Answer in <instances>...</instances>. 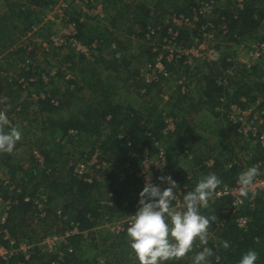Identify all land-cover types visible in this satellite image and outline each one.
Listing matches in <instances>:
<instances>
[{
    "label": "trees",
    "instance_id": "1",
    "mask_svg": "<svg viewBox=\"0 0 264 264\" xmlns=\"http://www.w3.org/2000/svg\"><path fill=\"white\" fill-rule=\"evenodd\" d=\"M56 1L5 0L6 12L0 15V54L12 48L31 27L37 25L40 12ZM103 1L106 5L105 9L108 6L113 8L115 12L113 18L116 23L121 18H128V16L131 18L132 16L126 29L128 36L134 33V27L141 28L142 31L145 29L149 10L143 1L132 6H128L129 4L120 0ZM214 1L217 4L216 17H200L196 27H181L177 36L180 43L190 46L193 41L192 37L204 25L211 23L216 30L215 37L219 40L214 47L218 53L217 57L208 63L196 60L193 64L186 65V68H191L190 71H194L195 74L192 75H194L196 83L199 84V96L196 102L188 97V93L182 92L181 84L175 87L177 97L169 96L161 106L148 107L144 112H139L129 103L116 102L113 85L110 86L109 81L102 79L100 73L108 72L109 75L105 78L113 79L114 77L117 81L120 71L128 70V67L131 66L132 57L129 59L126 56L124 52L126 48L120 39L115 43L116 51L110 52V57L102 54L103 47H105L104 41L100 46L96 45L95 50L99 53L91 62L85 61L82 55H78L76 62L73 53L69 54L68 52L62 56L60 65L52 77L49 76L51 68L46 70V67H42L40 64L36 65L39 75L34 82H31L29 74L19 67L18 76L9 74V77L4 78L7 86H14V90L7 89V87L2 88V76L0 75V90L7 89L8 91L5 97H10V95L13 98L18 97L17 91H22L20 85L17 86L18 78H23L27 83L26 89L29 88V91L26 92L29 97L27 103L18 104V99L12 100V96L10 97L11 105L7 104L12 108L7 115L11 117L10 114L14 113L21 123L25 121L27 125L38 126L39 131L48 135L54 143L53 148L46 149L44 146L45 135L39 137V141L36 140L32 143L34 148L30 151L26 161L24 163L16 162V166L12 164L11 154L0 153L2 154L0 184L3 182L1 178H4L9 181V184L14 185L15 189H19V192H16V190H9V187L2 188L0 186V197L5 201L10 200L12 203L4 225L12 238L17 239L19 233H23L22 239L26 238L34 243L40 240L35 239L34 241L33 238L25 234L26 223H28L25 217L29 216L30 218L31 213L34 212L33 200L42 195L46 196L48 206L47 216L39 220L42 221L41 224L47 225L48 231L44 232V235L52 232L61 233L67 228V225L57 218L58 210L70 220L80 223L81 230H91L96 227L105 215L109 216L110 220L108 219V221L134 215L139 206V193L143 188L134 177L133 172L139 167L144 152L151 156L156 155L155 141L169 155L177 151L183 154L185 150L193 149L194 143L205 140V136L196 134L194 130L196 124H193V117L200 109L206 110L213 118H219L222 116L216 111L217 108L227 109L228 105L238 103L242 97L246 98L250 104L260 101V106H264V57L247 68L244 64L237 62L235 58H231V54L222 52L223 49H229L231 46L238 48L245 44L248 47L256 42H264V0H242V8H239L236 0H229L230 5L226 8H218V0ZM190 2L191 0H157L155 7L163 14L174 12L190 15V8L193 5V3L189 4ZM107 13L108 11H106V15H108ZM222 25L227 28V33L224 35L221 30ZM77 28V38L85 45L90 46L94 39L101 37L97 31L92 34L89 33V30L85 31L82 23H78ZM137 35L138 38H143L142 33ZM132 37L134 36L132 35ZM109 44L106 43V47ZM146 48L149 55L146 61H150L154 55L151 53L150 46ZM56 50L63 49H53L52 51L56 52ZM19 51L25 53L22 59L28 58L21 59V63H24L25 60L35 63L33 57L36 55L33 51L27 53L25 50L19 49L13 52L14 55ZM70 52L73 51L70 50ZM115 53H118V56L115 57ZM182 63L179 61L176 65L182 66ZM174 66L175 64L167 66L170 79L172 73L169 67ZM63 68L65 69L63 70ZM3 71L0 68V72ZM137 71L135 68L132 72L128 70L127 73L131 72L132 77L136 80ZM40 74H45L50 78L49 82L41 79ZM223 76L227 77V84L217 85V78ZM57 78L66 83L64 90L54 86ZM168 78H159L157 82H153L154 84L151 83L153 85L143 83L135 85H138L137 87L140 89L144 87L146 92L148 88L150 90L151 87L160 85V82ZM128 79L129 77H126L124 81ZM186 87L188 88V85ZM31 93H36V99H32ZM220 99H223V102ZM166 118L173 119L175 125V130L167 135L164 134ZM223 121L227 124L225 120ZM15 123V121L12 122L13 125H16ZM230 130L232 129L230 128ZM70 131L76 132L74 137L77 142L89 147L91 151L88 153H92L95 146L98 145L103 158L107 154L116 158L117 162L112 159L107 160L116 166V170L108 168L95 171V177L92 178L91 183L73 176L72 163L67 158V154L62 153L63 146L61 144L66 138L68 141L72 139ZM149 132L154 134V140L149 138ZM35 152L43 157V167L36 162ZM59 155H61L60 159L64 160L63 162L56 159L55 156ZM203 155H192V166L196 172L207 170L219 173L218 177L223 182L221 186L223 184L233 185L237 181L240 173L238 169L234 167H227V170L222 169L218 160L213 158L214 156ZM250 155L249 166L251 162L264 160V150L258 146H255ZM211 158L214 159L215 164L212 168L207 169L203 163ZM231 159L226 160V165ZM126 162L130 165L132 172H127L126 179L121 183L115 180L116 171L122 170V165ZM185 175L186 172L178 169L172 178L179 186L186 182L189 185V191H192L200 177L193 176L190 177V180L185 181ZM97 178H104V182L107 183L104 192H99L102 184L97 181ZM25 198H30L29 202H25ZM14 201L15 204H13ZM231 201L230 198L209 201V206L201 209V213L204 215L216 214L218 217L209 228V231L212 232L211 239L215 237L214 240L217 241L215 243L213 239L209 238L207 245L214 252V256L210 258L211 264H238L242 254L249 249H254L259 253L256 264H264V197L256 196L254 200L245 199L239 212L234 215L231 214V211L226 215L221 214V207L230 204ZM109 202L110 205H107ZM236 217L247 218L245 231L237 228ZM46 220L48 222H44ZM221 220L226 222L223 226L217 227L216 224ZM127 227L125 225L124 231L118 236H112L107 230L108 234L100 235L98 232L99 237L98 240L96 238V244L93 242L90 244V242L89 246L94 250L96 246H100V253L84 250L82 236L71 237L68 244L59 249V252L64 256V261L59 264H96L99 258H103L105 264H139L130 248ZM225 240L231 245L228 249L222 245V241ZM200 247L197 241L193 251L186 257L179 261H169L167 264H192V257L197 251L202 250ZM31 254L29 261H24L22 256L15 260H21L24 264H52L57 257L56 253H43L38 246L32 249Z\"/></svg>",
    "mask_w": 264,
    "mask_h": 264
},
{
    "label": "built area",
    "instance_id": "2",
    "mask_svg": "<svg viewBox=\"0 0 264 264\" xmlns=\"http://www.w3.org/2000/svg\"><path fill=\"white\" fill-rule=\"evenodd\" d=\"M124 1V0H120ZM239 4V8H242V0H236ZM195 4V5H194ZM76 8L80 13H88L91 17L97 20H102L106 18L105 8L103 0H57L54 4L49 5L45 9L44 16L42 19L44 21H50L53 23H61L68 17V12L72 8ZM190 15H185L182 13H170L165 15L162 20L157 21V16L159 13H149V24L146 26L144 40L147 45L151 47V53L154 55L152 60L145 62L142 67L138 70V77L141 79L142 83L145 85L156 82L159 78H168L169 72L167 70V65L172 62L184 61L186 59V64L190 65L192 63L191 59L193 53L199 54L196 58L204 60L205 62H210L213 58L218 56L216 49L213 47L214 38L216 30L214 25L207 23L202 27L196 35L192 37L193 41L190 46L184 45L177 40L178 31L181 27L194 28L198 23L200 17H216L217 4L214 0H197L193 3L190 8ZM81 23L79 18H71V22L67 21L65 29L61 34L56 35L51 34L47 37L46 41L40 43V46H36L35 40L31 38L32 35L36 33L35 26L31 27L26 35L29 41H23L14 45L15 52L19 49L25 50L27 53L34 52L36 56L40 53L47 54L51 53L53 49H71L78 55L84 56L88 60H94V55L96 46L85 45L81 43L78 38V28L77 24ZM222 34L227 33V28L225 25L221 26ZM32 31V32H31ZM160 37L159 43L156 44L155 41ZM154 40V41H153ZM153 41V42H152ZM212 44V45H211ZM23 46V47H22ZM243 45H241L242 47ZM247 47V46H246ZM112 51H116L114 45L111 46ZM89 53V54H88ZM247 60L241 61L247 68H250L256 61L264 57V42H256L248 45L247 50ZM192 55V56H191ZM206 55V56H205ZM118 53H115V57ZM28 59V58H24ZM22 59V60H24ZM35 59V57H33ZM92 60V61H93ZM190 60V61H189ZM31 61V60H30ZM25 60V62L20 63V68L24 70L25 73L29 74L31 82L37 80L39 72L37 66L31 61ZM65 68H63L64 70ZM55 73H49L52 77ZM40 78L44 79L45 82H49L50 78L45 76V74H40ZM10 81V80H9ZM227 77L217 78V85H226ZM20 85L22 91H26L27 83L23 78H18L17 86ZM145 89L141 91L144 93ZM183 92V91H182ZM43 97V96H40ZM35 98V97H34ZM33 98V99H34ZM36 99V98H35ZM223 102V99H220ZM248 100L244 97L239 99L238 103H232L227 106V109L223 107L217 108L216 111L221 114L223 120L227 122L229 127L239 136L242 140L250 142L254 146H258L261 150H264V106H260V101L255 103H248ZM175 130L174 121L171 118L165 119V129L164 134H170ZM76 132L70 131V135H74ZM150 139L154 140L155 136L152 133H148ZM130 145V143H128ZM155 146L157 148L156 155H149L147 152L143 153L139 167L133 172L134 177L138 180L141 188L145 186L146 181L151 182L153 185L159 186L163 191L168 185L166 183L156 182L154 176L156 174L162 175L167 171L169 167L168 153L167 151L155 141ZM185 155H189V151H184ZM35 158L38 162L42 163V158L39 153H34ZM247 162V160H246ZM247 163V168L253 165L258 166L261 175L256 178L255 190L257 196L264 197V160H257L251 162L250 166ZM215 164L213 158L208 159L203 163L205 168L210 169ZM228 167H234L240 171V173L247 168L245 164L241 161V158H232L228 163ZM72 175L78 179H82L88 183L92 182V178L95 177V171H100L103 169L116 170V166L111 162L103 159V155L99 149H95L92 153L84 154L75 164H72ZM131 173L132 169L128 162L122 165V170H117L116 175L119 182H123L126 179V174ZM185 181L190 180L191 176L185 175ZM3 182L0 184L2 188L9 187V190L19 189L9 181L2 179ZM10 185V186H9ZM238 183L237 181L233 185L223 184L217 189L219 193L213 200H221L230 198L231 205L225 204L221 207V214H231L234 215L239 212L240 207L244 203V198L238 195ZM176 191L177 200L173 203H183V195L189 191V185L185 182L182 185H178ZM30 198H25V202H29ZM210 200V201H213ZM2 203V204H1ZM16 202L14 201L13 204ZM0 204L3 207V212L0 216V264H24L23 261H16L19 256L23 257L24 261H29L32 255V249L39 247L43 253L46 254H57L55 261L52 264H59L64 261V256L59 249L61 246H66L68 240L73 236H82L83 238L88 237L90 230H81L80 223L70 220L67 216L63 215L61 211H57L56 215L59 220H62L67 228L61 233H49L40 238L36 243L30 242L29 239L17 240L12 238L4 225L8 218V212L12 206L10 200L5 201L0 197ZM110 205V202L107 205ZM34 212L31 213L29 220L34 219H44L47 216V198L45 195L39 196L33 200ZM131 216L121 218L118 220L105 221L102 227L106 226L108 231L112 236H118L124 231V227L129 226ZM226 221L221 220L216 226H223ZM235 223L237 228L240 230L247 229V218L246 217H236ZM105 228V227H104ZM209 237H212V232L209 231ZM202 249V246L200 247ZM16 259V260H15ZM96 264H105L103 258L97 259Z\"/></svg>",
    "mask_w": 264,
    "mask_h": 264
},
{
    "label": "rangeland",
    "instance_id": "3",
    "mask_svg": "<svg viewBox=\"0 0 264 264\" xmlns=\"http://www.w3.org/2000/svg\"><path fill=\"white\" fill-rule=\"evenodd\" d=\"M142 1L147 5L149 13L150 12L152 13L154 12L155 14L159 13V15L157 16L158 22L162 20L165 15H167V14L160 13L158 9L155 7L157 0H124V2L127 5L129 4L128 6H132L135 3L137 4L138 2H142ZM196 1L197 0H191L189 4L195 3ZM229 5H230L229 0H218V8L219 7L226 8ZM106 11H108L107 13L108 15H106V18L102 20H97L96 18L91 17L90 14L88 13L84 14V13L78 12L77 9L74 7L71 9L70 12H68L69 15L66 18V20L57 24V23H53L50 21H44L42 17L44 16L45 10H42L40 14L38 15L39 23L37 25H34L36 29V33L32 35L31 38L35 40L34 44L36 46H40L39 44L46 41L49 35L51 34L56 35L57 33L61 34L63 30L65 29L66 22L67 21L71 22V18L77 17L79 18L80 22L84 24L83 29L85 31L88 32L89 30L90 31L89 33L91 34L97 31L99 32V34H101V37L98 39L97 38L94 39L91 45L94 44L95 46L96 45L100 46L101 42L104 41L105 47H103L102 54L105 55L106 57H110V52L112 51L111 46L114 45L116 47L115 43L117 42L118 39H120L122 44L126 48L124 51L126 56L129 59L132 57L131 66L128 67V70L129 71L131 70V72L135 68L139 70L142 67V65L145 62H147L146 60H148V56H149L146 47L150 45H147L144 40L145 38L144 34H145L146 29L142 31L141 28L134 27V33L128 36L126 34V29L128 28L127 25L131 22L130 19L132 18V16L131 18H129V16L128 18L126 17L121 18L116 23L113 18L115 16V12L113 11V8L108 6V8L105 9V13ZM5 12H6V2L5 0H0V15L4 14ZM169 14L170 13H168V15ZM149 23L150 22H149V14H148V21H147L146 26ZM140 33L143 34L142 36L143 38L137 37L138 36L137 34L140 35ZM132 35L134 37H132ZM22 40L29 41V39H27L26 34L20 38L18 44L22 43ZM159 40H160V37H158V40H156L155 43L158 44ZM218 41H219L218 38L215 37L213 47H215ZM106 43H110L108 47H106ZM242 45H243L242 47L240 45L238 48L237 46H231L229 47V49L226 48L227 50L222 48L223 49L222 52L231 54L232 55L231 58H235L237 62L239 61L241 63V61L247 60V54H246L247 45L245 44H242ZM15 50L16 49L13 45L12 48L0 54V68L4 70L2 72L4 74L0 72V75L2 76V88L7 87V89L12 88L14 90V86L12 87L7 86L4 78L9 77L10 76L9 74H12L13 76H18L19 74V71H20L19 67H20L21 59H22V56L25 55V53L22 51H19L18 54L14 55L15 53L13 52H15ZM70 50L71 49L56 50V52L52 51L48 55L40 53L38 56L35 57L34 64L35 65L40 64L42 67H46V70L51 68L50 72H52L53 74L56 72L58 66L60 65V61L63 58L62 56H65L68 52L69 54L73 53L72 54L74 56L73 58H75L76 62L78 61V54H76L74 50H72L73 52H70ZM98 53L99 52L95 50V52L92 53V55H94L95 57V56H98ZM192 55L191 56L192 57L195 56V58L191 59L192 61L191 64H193V62H195L196 60H200L197 58H201L199 57V54H196L195 52ZM84 60L91 62L93 58L92 60H88L84 57ZM200 61L205 63L204 60H200ZM182 62H183L182 66L176 65L178 62H172L168 64V65L175 64L174 67L172 68L169 67L170 68L169 70L172 73L171 79L169 77L167 80L160 82V85L151 87L150 90L149 88L147 89V87H145L147 90L144 93H141L144 87L140 89L139 87H137L138 85H135V84H139V85L142 84L141 79L137 77L138 80L136 79L137 80L136 81L134 77H132L131 72L127 73L128 70L122 69L119 73V79L117 81L115 80L114 77L113 79L105 78L106 76L109 75L108 72L100 73L101 74L100 77H102V79L109 81L108 83L110 86L113 85L115 89L114 91H115L116 102H119V103L125 102V104L129 103L130 105L134 106L135 109L139 110V112H144L146 108L154 106V105L161 106L163 102L167 100V97L169 96L174 95L175 97H177L175 87L178 86L179 84L182 85L181 90L183 91V93L185 92L188 93V97L192 98L193 102H196L199 96V84L196 83V79L194 78V75H192V74H195L194 71H190L191 68L190 69L186 68V65H187L186 59H184V61ZM72 76H74V74H72ZM126 77H129V79L127 81H124ZM54 84L56 88H60L61 90H64L66 88V83L64 82V80L60 78H57ZM186 85H188V88L186 87ZM7 89L0 90V105L2 104V106L0 107V110L6 111V113L9 114L8 111H10L12 108L10 106L11 105L10 97L12 95H10V97H5V94L8 92ZM18 91H17L18 97L17 98L15 97L16 99H18V104L19 103L24 104V103L29 102L28 101L29 97L26 93L29 91V89L26 91H19V92ZM35 94L36 93H31L32 99L36 96ZM11 98L12 100L15 99L13 98V96ZM7 103L10 105H8ZM10 116L11 117L8 116V118H12L10 119L11 125L19 126L22 132V139L17 143L14 151L11 153V156L13 157L12 164L16 166L17 165L16 162L24 163L26 161V159L29 156L30 151L32 150V148H34L32 143L36 140L39 141L38 140L39 137H43L45 133H41L39 131L38 126L27 125L25 121L21 123L20 122L21 120L18 119L14 113L10 114ZM222 119H223L222 117L213 118L212 115L209 114L206 110L200 109L196 113V115H194L193 117V121H194L193 124H196V127L194 128L196 134L205 136V140L203 142L194 143L192 145L193 149L189 148L190 154L188 156L185 155L184 152L183 154H181V153H178V151L174 152V154L172 153H170V155L168 154L169 167L167 171H165L162 175L156 174L154 176L156 182L159 181L158 177L160 176H167V175L173 176L174 174H176V170L178 169L180 171L186 172L187 175L191 177L193 176L201 177L204 175V173H206V175L208 173H215V172H211L207 170H200L199 172L198 171L196 172L192 166V163H193L192 155L194 154L197 156H202L203 154L210 155V157L214 156L213 158H215V160H218L220 167L225 170H227V167H228V164L226 165L225 163L226 160L231 159V157L241 158V161L245 164V167L247 168V163L248 161L250 162L251 160L250 154L254 150L255 146L252 145L253 143L251 144L250 142L244 141L239 136L235 135L234 131L230 130L228 124H226ZM13 121L16 122L15 123L16 125L12 124ZM106 132L108 131L106 130ZM75 135L76 133L74 135H71L73 136L71 137L72 138L71 140L68 141V138H66L61 142L63 146L62 153L67 154V158L70 160L72 164H75V162H77L84 154H87L88 152L91 151L89 147L86 146V144H83L79 141L77 142L76 138L74 137ZM44 146L46 149L47 148L51 149L54 147V143L50 140V137L48 135H45ZM96 148L98 149V145L95 146V149ZM79 155L81 156L79 157ZM1 156L2 154H0V158H2ZM55 157L59 162L64 161L60 159L61 155L55 156ZM34 158H35V155H34ZM41 158H42V163L38 162L36 158L35 160L40 166L43 167V157L41 156ZM104 158L105 160L112 159L113 161H115L116 159L111 155L109 156L108 154L104 156ZM47 170H50V169H47ZM215 174L217 175L218 173H215ZM1 179H4V178H1ZM115 180L118 181L117 176ZM97 181L101 182L102 184V187L99 190V192L100 191L104 192L107 186V183L104 182L105 181L104 178H97ZM1 204H0V216L3 212V207ZM25 218L28 221V223H26L27 227L25 230L26 232L25 234L29 236L30 238H33L34 241L35 239L39 240L42 236H44V232L48 231L47 225L41 224L42 221H39L38 219H34L33 221L29 220L30 219L29 216ZM108 219L110 220L108 215H105V217L101 218L100 221L102 222L99 221V224H97L96 227L92 228L89 231L88 237L83 238L84 241L82 242V246H83L82 248L84 250L86 249V251L91 250V251H94L95 253H100L99 252L100 246L98 247L96 246L94 250L93 247L89 246V243L91 242L90 244H92L93 242L94 244H96L97 242L96 238L98 240V237H99L98 232H100V235L108 234L106 233V230H105L108 228L106 226H104L105 228L102 227L103 223L107 221ZM44 222H48V221L46 220ZM107 232L109 231L107 230ZM22 236H23V233H19V237H17V240H22ZM209 238L211 239V237ZM214 238L215 237H213L212 239L216 243L217 241L214 240Z\"/></svg>",
    "mask_w": 264,
    "mask_h": 264
},
{
    "label": "clouds",
    "instance_id": "4",
    "mask_svg": "<svg viewBox=\"0 0 264 264\" xmlns=\"http://www.w3.org/2000/svg\"><path fill=\"white\" fill-rule=\"evenodd\" d=\"M21 139L19 126H12L6 111L0 110V153L11 154ZM260 175L259 167L255 165L238 174L239 197L256 198L254 185ZM158 180L168 186L162 191L159 186L146 181L139 193L138 209L131 215L126 229L136 260L139 264L179 261L193 251L198 241L202 250L192 257V264H211L214 252L207 247L209 228L218 217L216 214L204 215L201 209L207 208L209 201L219 195L217 189L222 180L215 173L201 176L195 188L183 195V203L176 204L173 202L177 200V182L171 175L160 176ZM222 245L225 249L231 246L226 240ZM258 258L259 253L249 249L242 254L238 264H256Z\"/></svg>",
    "mask_w": 264,
    "mask_h": 264
},
{
    "label": "crops",
    "instance_id": "5",
    "mask_svg": "<svg viewBox=\"0 0 264 264\" xmlns=\"http://www.w3.org/2000/svg\"><path fill=\"white\" fill-rule=\"evenodd\" d=\"M194 171V170H193ZM219 174V173H218ZM218 174H217V176H218ZM105 230H107V229H105Z\"/></svg>",
    "mask_w": 264,
    "mask_h": 264
}]
</instances>
